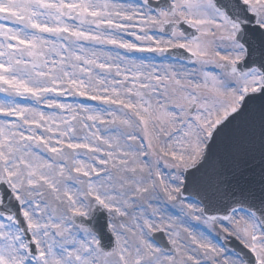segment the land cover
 <instances>
[{
    "label": "snow or ice",
    "instance_id": "obj_1",
    "mask_svg": "<svg viewBox=\"0 0 264 264\" xmlns=\"http://www.w3.org/2000/svg\"><path fill=\"white\" fill-rule=\"evenodd\" d=\"M0 264H264V0H0Z\"/></svg>",
    "mask_w": 264,
    "mask_h": 264
}]
</instances>
